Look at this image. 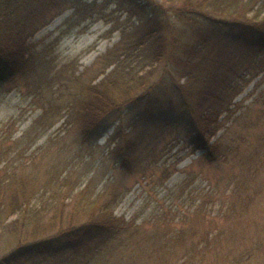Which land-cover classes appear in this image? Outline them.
Instances as JSON below:
<instances>
[{"label":"rangeland","instance_id":"rangeland-1","mask_svg":"<svg viewBox=\"0 0 264 264\" xmlns=\"http://www.w3.org/2000/svg\"><path fill=\"white\" fill-rule=\"evenodd\" d=\"M85 1H95L97 15L66 31L71 9L64 10L32 39L42 63L0 82L3 224L17 218L15 229L0 231V254L79 219L82 204L96 200L127 225L121 243L101 246L94 264H264V71L220 117L211 141L220 137L227 155L216 160L176 127L128 113L83 141L78 95L111 69L102 54L126 16L114 0ZM250 3L248 15L264 14V0ZM57 257L43 255L40 264Z\"/></svg>","mask_w":264,"mask_h":264},{"label":"trees","instance_id":"trees-1","mask_svg":"<svg viewBox=\"0 0 264 264\" xmlns=\"http://www.w3.org/2000/svg\"><path fill=\"white\" fill-rule=\"evenodd\" d=\"M114 1L126 13L124 24L118 41L102 54L111 69L78 95L79 137L94 141L128 113L136 121L176 127L209 161L227 155L220 137L211 140L233 99L264 71V14L248 15L250 0ZM94 2L0 0V82L14 72L26 76L42 63V49L32 39L54 17L71 9L67 31L97 15ZM4 206L0 201L1 232L17 224V218L3 224ZM82 206L79 219L16 244L0 254V264H40L48 254L58 256L51 264H94L101 246L121 243L127 221L109 202ZM81 246L86 248L77 254ZM244 256L246 250L238 260Z\"/></svg>","mask_w":264,"mask_h":264}]
</instances>
